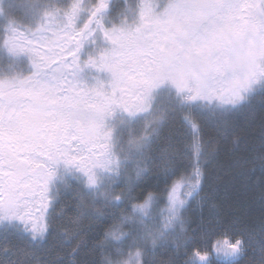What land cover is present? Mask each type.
Here are the masks:
<instances>
[{
	"label": "snow or ice",
	"instance_id": "1",
	"mask_svg": "<svg viewBox=\"0 0 264 264\" xmlns=\"http://www.w3.org/2000/svg\"><path fill=\"white\" fill-rule=\"evenodd\" d=\"M82 3L73 0L63 10L62 26L56 23L61 13L57 9L45 13L46 23L35 31L10 25L4 40L11 53L30 57L35 72L19 82L0 81V221L18 220L32 239H42L48 228L54 165L74 167L95 187L97 170L111 171L118 163L112 133L104 124L117 109L129 115L147 112L153 91L169 82L187 101L233 106L244 101L254 85L264 84V0H166L162 8L157 0H140L138 21L110 30L97 19L108 0H97L77 29L76 20L85 11ZM93 25L112 48L85 63L111 74L109 90L103 85L82 87L75 78L82 70L78 53ZM196 187L193 183L192 190ZM180 191L177 183L168 194L167 211L177 216L185 204ZM113 199L121 201L122 194ZM152 199V193L143 202L133 197L131 211L120 210L122 222L129 213H144ZM169 226L165 222L160 232ZM112 234L109 228L105 235ZM128 238L138 241V230L130 229ZM241 243L224 238L213 247L227 256L237 254ZM192 256L200 264L209 259V253L199 249H193ZM115 264L130 260L117 259Z\"/></svg>",
	"mask_w": 264,
	"mask_h": 264
},
{
	"label": "rangeland",
	"instance_id": "2",
	"mask_svg": "<svg viewBox=\"0 0 264 264\" xmlns=\"http://www.w3.org/2000/svg\"><path fill=\"white\" fill-rule=\"evenodd\" d=\"M72 2L73 0H0V81L19 82L35 72L27 54L11 53L5 46L4 40L9 26L26 33L35 31L41 24L46 23L45 13H54L57 9L61 13L56 15V23L57 26H62V12ZM165 2L166 0H157L160 8ZM96 3L97 0H83L81 7L85 11L76 20L77 29L86 22L89 10ZM139 5L140 0H108L107 9L97 19L104 30L121 26L122 22L132 26L138 21ZM93 28L94 32L91 35L86 34L78 53L82 70L76 73L75 78L82 87L103 85L105 90H109L111 74L85 63L89 58L98 60L101 54L112 48L100 27L93 25ZM44 79L47 80L48 77L45 76ZM263 88L264 84L254 85L253 90L245 94L246 99ZM152 95L151 106L147 112L129 115L117 109L112 116L105 119V129L112 133V153L118 163L111 165V171L97 170L95 187H89L87 178L74 167L62 162L53 166L55 175L49 183L50 203L46 212L48 228L42 239H32V233L18 220L0 221V264H75L77 258L84 255L87 234L102 219L94 207L96 201H101V208L104 210L106 205L111 206L113 196L130 187V177L136 187L150 181H161L164 184L181 182L182 188L183 183L190 180L191 173L187 172L186 167L193 162L198 138L189 123V116L196 115L194 109L220 103L187 101L170 82L154 90ZM98 191L101 199L94 197ZM87 193L90 200H94V206H90V202L88 206L84 203ZM200 202L198 200L197 204ZM108 212L112 210L109 209ZM85 223L89 227H85ZM252 236L254 235L248 237ZM255 237L252 242L257 249L256 253H259V262H264V239L260 235ZM239 240L242 241L241 248L234 255L218 254L212 247L207 264H234L243 260L246 243L243 239ZM3 246H12L15 250L8 253ZM131 262L140 264L141 257L134 255ZM189 264L200 262L192 256Z\"/></svg>",
	"mask_w": 264,
	"mask_h": 264
},
{
	"label": "trees",
	"instance_id": "3",
	"mask_svg": "<svg viewBox=\"0 0 264 264\" xmlns=\"http://www.w3.org/2000/svg\"><path fill=\"white\" fill-rule=\"evenodd\" d=\"M194 112L189 123L198 139L193 162L186 167L191 178L180 191L185 201L180 214L167 211L168 194L175 184L150 181L136 187L128 173L130 187L121 192V201L113 199L105 210L101 201L94 206L86 194L84 203L96 207L102 219L87 234L84 255L75 264H115L117 259L133 264L136 252L140 264H189L193 249L210 253L215 241L225 237L245 240L246 255L234 264L264 263L252 242L255 235L264 239V88L237 106L214 104ZM193 183H197L194 191ZM148 193L153 194L150 207L144 213H129L122 222L120 210L130 212L129 201L135 197L143 202ZM96 196L102 198L99 191ZM165 222L170 226L161 233ZM109 228L113 234L106 237ZM130 229L138 230V241L128 238ZM2 248L8 253L15 250Z\"/></svg>",
	"mask_w": 264,
	"mask_h": 264
}]
</instances>
